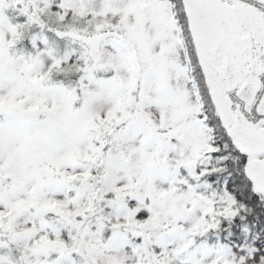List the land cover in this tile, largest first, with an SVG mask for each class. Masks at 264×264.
I'll list each match as a JSON object with an SVG mask.
<instances>
[{"label": "rangeland", "instance_id": "1", "mask_svg": "<svg viewBox=\"0 0 264 264\" xmlns=\"http://www.w3.org/2000/svg\"><path fill=\"white\" fill-rule=\"evenodd\" d=\"M14 1L0 0V251L14 258L0 264H231L227 246L198 236L232 196L209 199L182 177L196 179L208 129L169 3L59 0L54 16L53 0H30L33 11L17 0L29 21L75 28L63 46L39 31L19 53L4 15ZM55 65L72 88L49 82Z\"/></svg>", "mask_w": 264, "mask_h": 264}, {"label": "trees", "instance_id": "2", "mask_svg": "<svg viewBox=\"0 0 264 264\" xmlns=\"http://www.w3.org/2000/svg\"><path fill=\"white\" fill-rule=\"evenodd\" d=\"M166 1L171 7L174 23L178 29L180 40L183 43L187 75L194 87L199 102L203 117L202 121L208 129V138L206 140L207 148L203 149L196 159L194 170L197 176L196 179L183 170L182 177L188 183L191 191L206 195L209 199H217L218 196L215 193L219 194L221 190L229 193L233 198V203L230 206L231 211L228 213H215L216 224L209 227L203 235L198 237L200 240H205L207 244L213 245L216 250H220L221 245L227 246L232 254L231 264H264V200H259L256 195L251 196L249 194L246 178L242 174V157L235 150L232 152L230 148L232 144L218 120L213 104L210 102L205 74L198 62L187 29L182 0ZM25 6L27 9L33 11L30 0H25ZM20 7L19 2L16 0L4 11L5 17L16 26L17 33L20 34V37L15 35L14 43L10 42L8 46L18 47L20 50L19 53H22V51L26 53L27 50L32 49L30 37L39 31L52 34L50 39L56 37V44L60 43L63 46L65 38L69 37L66 29L68 27L75 29L65 24L68 20H63L57 25L56 20H48V18L43 16L44 14L37 16V20L29 21L27 13L20 12ZM49 9L53 15L54 13L61 15L64 12V8L59 6V0H53V4ZM68 12L72 13V10ZM105 16L106 14L93 15L88 13L85 15V18H91L95 22H100ZM75 26H80V24ZM92 31V29L91 31L88 29V33ZM57 33L61 34L56 35ZM73 61H75V58H70L67 63L60 62L59 66L61 69H64L67 65L71 66ZM59 66L55 65L51 68L48 74L49 82L61 83L68 89L72 88L73 86L65 78L58 75L54 76V73L59 70ZM229 150L231 151L229 152ZM227 156L233 158V161L226 162L225 159ZM203 185H207V187L204 188L205 186ZM128 204L132 205L130 203ZM143 208V205L139 206V210L135 214L137 220H144L147 217V213L143 211ZM112 221H115V218L112 217ZM46 229L48 230L46 235L52 238L49 228L47 227ZM60 238L67 240L64 231L60 234ZM134 248H136L135 251L141 259L142 251L137 247ZM0 254L14 262V258L10 253L0 251Z\"/></svg>", "mask_w": 264, "mask_h": 264}, {"label": "flooded vegetation", "instance_id": "3", "mask_svg": "<svg viewBox=\"0 0 264 264\" xmlns=\"http://www.w3.org/2000/svg\"><path fill=\"white\" fill-rule=\"evenodd\" d=\"M188 1L210 9L223 28L216 48L200 51L196 57L215 111L214 101H218L230 129L260 147L241 153L230 139L232 152L242 157L249 194L264 200V0ZM225 161L233 158L227 156Z\"/></svg>", "mask_w": 264, "mask_h": 264}, {"label": "water", "instance_id": "4", "mask_svg": "<svg viewBox=\"0 0 264 264\" xmlns=\"http://www.w3.org/2000/svg\"><path fill=\"white\" fill-rule=\"evenodd\" d=\"M184 14L187 20V26L191 35L196 52H211L218 45L222 38V26L217 22L211 10L203 5L191 4L188 0H182ZM99 53L97 49H93L90 58L93 61L98 60ZM216 111L218 112L221 123L225 132L235 144L241 153H251V151H259V145L242 138L237 132L230 129L222 116V108L218 105V101H214Z\"/></svg>", "mask_w": 264, "mask_h": 264}, {"label": "bare ground", "instance_id": "5", "mask_svg": "<svg viewBox=\"0 0 264 264\" xmlns=\"http://www.w3.org/2000/svg\"><path fill=\"white\" fill-rule=\"evenodd\" d=\"M173 20H174V18H173Z\"/></svg>", "mask_w": 264, "mask_h": 264}]
</instances>
